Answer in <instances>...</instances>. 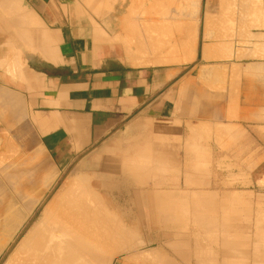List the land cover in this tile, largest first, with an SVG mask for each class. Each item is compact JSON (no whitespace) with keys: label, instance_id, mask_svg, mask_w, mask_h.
<instances>
[{"label":"crops","instance_id":"crops-1","mask_svg":"<svg viewBox=\"0 0 264 264\" xmlns=\"http://www.w3.org/2000/svg\"><path fill=\"white\" fill-rule=\"evenodd\" d=\"M24 1L0 7V112L19 105L11 113L24 118L28 149L44 155L54 176L68 169L84 177L129 240L139 241L110 264H137L146 252L153 264L157 256L156 264H212L213 249L220 261L243 255L229 242L244 232L253 238L248 254L264 257V0H184L202 16L214 2L258 18L249 26L236 19L230 38L203 30L199 54L193 40V58L169 63L154 44L145 45L148 56L133 47L134 57L117 39L116 27H147L158 14L153 0H140L139 9L134 0H92L90 12L67 0ZM180 1L172 0V15ZM160 28L171 36L172 44L160 37L165 55L179 28L158 27L156 36ZM6 96L22 103L9 106Z\"/></svg>","mask_w":264,"mask_h":264},{"label":"bare ground","instance_id":"bare-ground-1","mask_svg":"<svg viewBox=\"0 0 264 264\" xmlns=\"http://www.w3.org/2000/svg\"><path fill=\"white\" fill-rule=\"evenodd\" d=\"M8 1V0H7ZM9 1H11L12 2V6L11 7H14V8H21V7H27V5H25L24 4V0H9ZM155 1V0H154ZM163 1V0H162ZM168 0H166V2H167ZM2 2H3V4H5L6 3V0H2ZM27 2V1H26ZM148 2V1H147ZM68 4V3H67ZM141 4V3H140ZM152 5H153V3H151ZM154 4H155V2H154ZM167 5V4H166ZM197 5H198V3H197ZM196 5V6H197ZM151 6V5H150ZM155 6V5H154ZM121 8H122V6H120ZM156 7V6H155ZM154 7V8H155ZM119 8V7H118ZM147 8V7H146ZM26 9V8H25ZM116 9V8H115ZM123 9V8H122ZM160 9H162V8H160ZM164 9V8H163ZM1 10V9H0ZM149 10V9H148ZM156 10V9H155ZM154 10V11H155ZM130 11H131V9H130ZM145 11V10H144ZM134 12V11H133ZM132 12V13H133ZM146 12H147V10H146ZM150 12H151V10H150ZM153 12V11H152ZM155 12H158V11H155ZM209 12V11H208ZM121 13H123V12H121ZM142 13V12H141ZM140 13V14H141ZM154 13V12H153ZM18 13H16V15H17ZM19 14H20V12H19ZM112 14V13H111ZM142 14H145V13H142ZM206 14V13H205ZM215 14H217V13H215ZM21 15V14H20ZM117 15H119L120 16V14H117ZM208 15V14H207ZM119 16L117 17V19L119 18ZM124 16V15H123ZM216 16V15H215ZM35 17V19L38 21V16L36 17V16H34ZM126 17V16H125ZM12 18V17H11ZM14 18H16V16L14 17ZM19 18V17H18ZM17 18V19H18ZM211 18H213V16L211 17ZM211 18H209V19H211ZM4 21H5V15H4ZM21 19H22V17H21ZM122 19V18H121ZM121 19H119V21L121 20ZM208 19V20H209ZM206 20V19H205ZM214 20V19H213ZM14 21V20H13ZM115 21V20H114ZM5 22H7L8 23V21H5ZM38 22H40V21H38ZM108 22V21H107ZM125 22H126V20L124 21V23L122 22V24L124 25L125 24ZM163 22V21H162ZM161 22V23H162ZM6 23V24H7ZM15 23V22H14ZM101 23V22H100ZM169 23V22H168ZM167 23V24H168ZM175 23V22H174ZM174 23L172 24V27L173 28H179V30H186L187 31V29H188V27H191L190 25H189V23L187 22L186 24H184V21H182V20H180V21H178L177 23H175V25H174ZM191 23V22H190ZM209 23H210V21H209ZM208 23V21H207V24H209ZM211 23H214V22H212V20H211ZM9 24V23H8ZM7 24V25H8ZM11 24V23H10ZM25 24V23H24ZM43 24V23H42ZM119 24V23H118ZM127 24V23H126ZM147 24V23H146ZM156 24H158V22L156 23ZM162 24H164V23H162ZM44 25V24H43ZM113 25V24H112ZM117 25V24H116ZM120 25V24H119ZM155 25V24H154ZM159 25L161 26V24H160V22H159ZM169 26H170V23L168 24ZM167 25V26H168ZM174 25V26H173ZM193 25V24H192ZM118 26V25H117ZM156 26V25H155ZM166 26V25H165ZM164 26V27H165ZM19 27V26H18ZM126 27H129V28H131L130 26H127L126 25ZM134 27V26H133ZM162 27H163V25H162ZM172 27H170V28H172ZM193 27V26H192ZM194 27H195V25H194ZM115 28V27H114ZM117 28V27H116ZM125 26L124 27H122V29L120 28V32H119V34L121 33V34H124L125 32V29H126V31H127V35H126V37H127V41H125V40H123V38L121 39L122 41H124V42H127L126 44H123V46H126L125 48H124V50L125 51H128L127 53H129L130 55H134V53H136V51L135 50H137V52L140 50V49H145L146 48V44H149V43H151V44H154V47H153V49H155L154 51H157L159 54L158 55H160V53H161V55H162V57L163 56H168V57H164V58H162L163 59V61H162V63L163 62H165L164 61V59L166 60V62H168V58H170L169 60H174V62H177L176 60H178V61H181L182 59H184V60H189V59H191V57H193L192 56V54L190 53L191 51V49L189 48V50H187V51H185V49H186V47H187V45H188V36L189 35H187L186 33H184L182 36V39L181 38H178V39H176V41H177V43L179 44V46H180V48H182V50L180 51V53H182V55H184L185 57H182V59H181V57L179 56L178 58H176L177 56L175 55V52H176V50H177V45L178 44H176V43H174V46H173V49H172V45H169L171 48H170V50H172V52H169L168 53V51H166V54L164 55V54H162V52L164 51L163 49L166 47V40L167 39H169V38H167L166 37V39H164L163 41L165 42V43H163V41L161 42V40L164 38V37H162V36H159L158 37V35H160V34H157V36H156V32H153V31H155L154 29H152L151 31L153 32H151L152 34H147V30H148V28L146 27H141L142 29L141 30H139L138 28H136V27H134V29L133 30H130L129 28H125ZM166 28V27H165ZM177 28V29H178ZM127 29H129V30H127ZM151 29V28H150ZM155 29H158V27H156ZM204 29V28H203ZM159 30V29H158ZM166 30V29H165ZM206 30V29H205ZM150 32V31H149ZM148 32V33H149ZM118 33V32H117ZM157 33H159V32H157ZM169 33H170V31H169ZM20 34V33H19ZM117 35L118 36V38H120L122 35ZM155 35V36H154ZM162 35V34H161ZM20 37H22V35L20 34L19 35ZM107 36V35H106ZM113 36L114 37H116L115 36V34L114 35H112V38H113ZM168 37H171L170 35H167ZM180 36V35H179ZM197 36V35H196ZM102 37V36H101ZM111 37V36H110ZM162 39H161V38ZM176 37V36H175ZM203 37V36H202ZM105 38V37H104ZM24 39V38H23ZM26 41L28 40L29 41V39H25ZM120 40V41H121ZM27 41V42H28ZM119 41V42H120ZM121 41V42H122ZM169 41V40H168ZM26 42V43H27ZM113 42H116V41H113ZM29 43V42H28ZM190 43V42H189ZM165 44V45H164ZM167 44H172V43H169V42H167ZM29 45V44H28ZM203 45V44H202ZM149 46V45H148ZM165 46V47H164ZM168 46V45H167ZM177 46V47H176ZM133 47H135L134 49L135 50H132V48ZM205 47V46H204ZM121 48H123V47H121ZM127 48V49H126ZM179 48V47H178ZM188 48V47H187ZM150 50H151V48H149ZM169 49V48H168ZM123 50V49H122ZM123 50V51H124ZM146 50V49H145ZM201 50V49H200ZM203 50H204V48H203ZM206 50V49H205ZM204 50V51H205ZM132 51H135V52H133V54H131L132 53ZM144 51V50H143ZM147 52H143V53H141L143 56H148L149 54H148V50H146ZM153 50H151L150 52H152ZM162 51V52H161ZM190 51V52H189ZM203 51V52H204ZM11 53H8L9 55H11L12 54V56H13V54H14V52L12 53V51H10ZM191 54L190 55V57H189V53ZM153 53V52H152ZM164 53V52H163ZM169 55H168V54ZM171 53H174V56H176V57H173L172 55H171ZM177 53H178V51H177ZM205 53V52H204ZM140 56H142L141 54H140V51H139V53H138ZM145 54H147V55H145ZM187 54V55H186ZM139 55H137V53H136V55H134V57L136 56V57H138ZM157 55V54H156ZM157 55V56H158ZM160 55V56H161ZM170 55L172 56V57H170ZM203 55V54H202ZM206 55V54H205ZM204 55V56H205ZM11 56V57H12ZM126 56V55H125ZM139 56V57H140ZM151 56V55H150ZM149 56V57H150ZM207 56H208V54H207ZM8 57V56H7ZM11 57H10V59H11ZM18 57V56H17ZM133 57V56H132ZM151 57H155L156 58V56H155V53H154V56L152 55ZM210 57V56H209ZM176 58V59H175ZM161 58L158 60L159 61V63H161L160 62V60H162ZM134 60V59H133ZM172 60V61H173ZM13 61V60H12ZM11 61V62H12ZM19 61V60H18ZM135 61V60H134ZM158 61H156V62H158ZM9 62H10V60H9ZM169 63V62H168ZM171 63V62H170ZM10 65V64H9ZM11 66H12V68L10 67L9 69L11 70H13V72H14V69L15 68H13L14 66L12 65V63H11ZM17 68V67H16ZM19 68V67H18ZM6 70H7V68H6ZM9 70V71H10ZM17 72V71H16ZM7 73H8V71H7ZM15 73V72H14ZM21 74V73H20ZM23 74V73H22ZM16 76V75H15ZM21 76V75H20ZM23 78V77H22ZM12 94V93H11ZM11 94H9L8 96H11ZM8 96H6L5 98L7 99V97ZM11 97H17L16 95H14V96H11ZM4 98V99H5ZM18 98H19V96H18ZM22 98V97H21ZM11 98L9 97L7 100L9 101ZM7 100H5L4 101V104L5 105H8V103H7ZM20 99H17V101H16V99H11V101H9V106L11 105V103H12V105L13 104H15L14 103V101H16V103L17 102H21V101H19ZM13 101V102H12ZM6 102V103H5ZM22 103V102H21ZM21 103H19V104H21ZM4 105V106H5ZM18 107H19V105H17ZM22 106L23 105H21L20 106V108H22ZM15 107V106H14ZM17 107V108H18ZM17 108H12V110L14 109L15 111H22V110H20V109H17ZM5 109H8V106H6L5 107ZM5 109H3L2 111H5ZM10 110H11V108H9ZM9 109L8 110H6V111H9ZM22 109H24V108H22ZM11 110V112L13 113V111ZM14 111V112H15ZM10 111H9V114H10V118H12L11 116L13 115L12 113H11ZM24 112V111H23ZM23 112H21L20 113V116H21V114H22V117H23ZM3 112H0V115L2 114ZM15 113H17L18 114V112H15ZM5 114H6V112H5ZM8 113H7V115H9ZM15 115V114H14ZM13 115V116H14ZM25 115V114H24ZM1 116H4V114L3 115H1ZM0 116V118H2L3 119V117H1ZM26 116H27V114H26ZM25 116V118H27L28 119V117H26ZM30 116H32V115H30ZM8 117L9 116H7L4 120H5V122L7 121L6 119H8ZM15 117L17 118V119H14V120H17L18 122H21L20 120H24V118L22 119H20V117H19V115L18 116H16L15 115ZM32 118H34L33 116H32ZM13 119V118H12ZM1 120V119H0ZM4 120L2 121L3 123H4ZM11 120V119H10ZM13 121V120H12ZM1 122V121H0ZM9 123L11 122V121H8ZM5 123V124H9V123ZM16 123V122H14L15 124L13 125V122L12 123H10L11 125H13V126H15V125H17V124H19V123ZM1 124V123H0ZM9 124V125H10ZM4 125V124H3ZM2 125V126H3ZM8 125V126H9ZM5 127L4 128H6L7 129V127H6V125H4ZM20 126V125H19ZM37 126V125H36ZM1 128V127H0ZM10 129H12L11 128V126H9V128L7 129L8 131L10 130ZM28 129H30V128H28ZM0 130H2V129H0ZM5 130V129H4ZM3 130V131H4ZM3 131H0L1 132V134H2V139L4 138L3 136H4V134L2 133ZM4 132H6L7 133V131L5 130ZM28 132V133H27ZM27 132H22V133H24L25 135H26V133L27 134H29L30 135V132L27 130ZM40 132V131H39ZM15 133V132H14ZM24 134H22L23 136H24V138H25V135ZM20 136V138L17 140V137H19ZM16 137V141H18V144H13L14 142H12L13 140H10V139H7L8 138V136H5V138L7 139V140H9V141H11L9 144H2V145H0V147L2 148L3 147V145H6L4 148H6V150L11 146L12 147V145H14V146H16V149L19 147V143H20V145H25V142H27V140L29 141V139H30V137L28 138V139H26L28 136L26 135V140H24L22 137H21V135H18ZM1 138V137H0ZM5 138L3 139V140H1V141H3V142H5ZM9 138H10V136H9ZM22 138V139H21ZM12 139V138H11ZM20 139L21 140H23V141H20ZM6 140V143L7 142H9V141H7ZM2 142V143H3ZM22 142H23V144H22ZM1 143V142H0ZM12 143V144H11ZM28 143H26V145H27ZM38 144H39V142H38ZM10 145V146H9ZM7 146H8V148H7ZM11 147H10V149H11ZM23 147V146H22ZM21 147V148H22ZM25 147V146H24ZM27 147V146H26ZM25 147V148H26ZM35 147V146H34ZM34 147H32V148H34ZM14 149H15V147H13ZM16 149L15 150H13L14 152H15V154H16ZM27 149V148H26ZM6 150H4V153L2 154L1 153V151H3V150H1L0 151V155L2 154V156L4 157V154H5V151ZM34 150V149H33ZM9 151V150H8ZM8 151H6V153L8 152ZM22 151V150H21ZM28 151V150H27ZM27 151H25V152H27ZM30 151V150H29ZM12 152V150L11 151H9L8 153L10 154ZM19 152V151H18ZM17 152V153H18ZM33 152H35V151H32V153ZM7 153V154H8ZM31 153V152H30ZM30 153H28L29 155H30ZM31 153V154H32ZM6 154V155H7ZM12 154H13V156L15 155L13 152H12ZM11 154V155H12ZM25 154V153H24ZM27 154V155H28ZM19 155L21 156L22 154H20L19 153ZM9 156V158L8 159H10V157H12L13 158V156H10V155H8ZM8 156H5V157H8ZM16 156L18 157V155L16 154ZM16 156H14V157H16ZM26 156V155H25ZM27 157V156H26ZM23 158H25V157H23L22 156V160H19L18 162H16L15 161V168H16V166L19 164V166H20V164H21V169H22V167H26L28 164L30 165L31 163H30V160H28V161H26V159H25V161H23L24 159ZM3 159V158H2ZM2 159L0 158V162H2ZM29 159V158H28ZM4 160V159H3ZM6 160V159H5ZM12 161L14 160V159H11ZM16 160V159H15ZM34 160V159H33ZM36 160V159H35ZM21 161V162H20ZM37 161V160H36ZM35 161V162H36ZM23 162V163H22ZM25 162V163H24ZM27 162H28V164H27ZM135 163H136V161H135ZM12 164H14V163H12ZM22 164H23V166H22ZM24 164H26L25 166H24ZM32 164H35L34 162H32ZM28 165V166H29ZM18 166V171L17 172H19V171H21V170H19V167ZM32 165H30V167H31ZM38 166V165H37ZM8 168H9V166H8ZM7 168V169H8ZM12 168H13V170L12 171H14V167L12 166ZM16 170V169H15ZM27 169H25V171L23 172V171H21V173L23 174V175H21L20 174V172L17 174V175H20V177H19V179H21V177L22 176H24L25 174H26V171ZM29 170V169H28ZM33 170V169H32ZM76 170H77V168H76ZM82 170V169H81ZM141 170V169H140ZM1 171V170H0ZM7 171V170H6ZM74 171V170H73ZM1 172H3V171H1ZM31 172V171H30ZM147 172V171H146ZM10 173V172H9ZM8 173V174H9ZM11 173H14V172H11ZM44 173V172H43ZM43 173H42V175H43ZM79 173V172H78ZM144 173V172H143ZM1 174H3V176L4 175H6L5 173H1ZM0 174V175H1ZM8 174L6 175V176H4V177H6V179L8 178L9 179V181H10V179H12L11 181H12V183L14 182L13 181V179L14 178H16L15 176H17L16 175V172L14 173L15 174V176H14V178H12L13 177V175L11 174V176L12 177H8ZM40 174H41V172H40ZM73 174V173H72ZM27 175H30V173H28V174H26L24 177H26ZM76 175V174H75ZM2 176V175H1ZM32 176V175H31ZM30 176V177H31ZM23 177V178H24ZM41 177V176H40ZM44 177V178H43ZM69 177V176H68ZM71 177V176H70ZM69 177V178H70ZM76 177H78V176H76ZM146 177V176H145ZM23 178L21 179L22 181H23ZM35 178L37 179V177L35 176ZM42 178L43 179H46V180H44V181H46V182H51V181H53V175H52V177H49V175L47 174V175H45V176H42ZM5 179V180H6ZM28 179V178H27ZM39 179V178H38ZM68 178H66V180H67ZM79 179V178H78ZM17 180H18V177H17ZM20 180V181H21ZM30 180H32L31 178H30ZM30 180H27V181H30ZM42 180V179H41ZM69 180V179H68ZM72 180H73V176L70 178V180L69 181H67V182H65V183H63L64 181H65V179H64V181L63 182H61V184L59 185V186H61L62 185V183H63V185L60 187V188H57L58 190L54 193V195L52 194V197L50 198V200L49 201H47V203L43 206V208H42V210H41V213H40V216L34 221V222H32L31 221V223L28 225V226H26V229H25V231L19 236V238L17 239V240H15L16 242L14 243V245L11 247V249L9 250V252H8V254H7V256L5 257V259H4V261H3V263L2 264H110L111 263V260H112V258H113V256L116 254V252H120L121 250H123V248H125V250H126V247H129L130 248V246L132 247V245L131 244H133V242L131 243V241H134V238H136V237H134L135 235H133V234H131V237H134L133 238V240H129V238L128 237H130V235L129 234H127L126 232H125V227H122V226H124L122 223H118L119 221H117L116 222V220L114 221L113 220V222H116V223H118L119 225L120 224H122V226H120L121 228H122V230H124V231H122L121 230V228L118 226V225H116V223H114L113 224V222H111V219L112 218H114L115 217V213H114V215L112 216V214H108L110 211H112V210H110L108 213H107V211L105 212V214L107 215H109L110 217H111V219H110V217H109V219H107L106 217H108V216H105V218H104V216L102 217V215H103V213H102V215H101V213H99V211L101 210L100 209V207H98V206H100L101 205V207H104V205H102V204H99V205H97L96 203H93V204H96V206L95 205H93L92 204V202H90V203H87V202H89V201H85L84 200V197H87L88 198V196L86 195V196H84L83 195V192L82 191H84V189L82 188V187H84V185L83 186H81V189H77V188H80V186H79V184H78V186L76 185V186H73V183L74 182H72ZM7 182H8V180H6ZM10 181V182H11ZM20 181H18V183H17V181H15V186L16 187H18L19 186V183H22V181L20 182ZM26 181V180H25ZM26 181V182H27ZM34 181V180H33ZM44 181L42 180V184L44 183ZM81 181V180H80ZM45 182V183H46ZM77 182H79V181H77ZM76 182V183H77ZM96 182V181H95ZM18 185H17V184ZM44 183V184H45ZM94 183V182H93ZM23 184V183H22ZM27 184H30V183H27ZM32 184V183H31ZM30 184V185H31ZM92 184V183H91ZM39 185V184H38ZM27 186V185H26ZM25 186V187H26ZM35 186H37L36 184L34 185V187ZM58 186V187H59ZM16 187H14V188H16ZM28 187V186H27ZM31 188H32V186H30ZM30 187H28V190L31 192V190H33V188L31 189ZM77 187V188H76ZM13 188V189H14ZM31 190H30V189ZM37 188V187H36ZM92 188V187H91ZM12 189V188H11ZM17 189V191L15 190V194H16V196H17V192H18V190H19V188H16ZM86 189V188H85ZM39 191H40V189H38ZM22 191V190H21ZM25 191H27V190H25ZM25 191H23L22 193H21V199H23L24 197H26V196H28V194H25L24 192ZM42 191H43V188H42ZM87 191V190H86ZM86 191H84L86 194L88 193V192H86ZM28 192V191H27ZM32 192H34V190L32 191ZM47 192V191H46ZM45 192V193H46ZM13 193H14V191H13ZM36 193V192H35ZM40 193V192H39ZM38 193V194H39ZM19 194H20V191H19ZM23 194V195H22ZM24 194L26 195V196H24ZM30 194H32V193H30ZM34 195V194H33ZM36 195V194H35ZM39 195H41V194H39ZM39 195H37L38 196V198H34L33 199V201H29V202H26L27 201V199L25 198V200H21V201H25V203L23 202V205L21 206V209H15L14 208V205L12 206V204H8L9 206H8V210H7V207H3L4 209L6 208V210H7V212H5L4 213V211H3V213H1V216H0V252L5 248V246H7L9 243H10V241H12L14 238H15V236H16V234L18 233V231H20V229L22 228V226L24 225V223L25 222H27V221H29L28 219L30 218V216L32 215V213H33V211H34V209H35V207H36V203H38L37 201L39 200ZM4 196V195H3ZM24 196V197H23ZM30 196V195H29ZM32 196V195H31ZM46 196V195H45ZM101 196V195H100ZM19 197V196H18ZM29 198V197H28ZM31 198V197H30ZM42 198V197H41ZM90 198H92L91 196H90ZM95 198V197H94ZM93 198V199H94ZM105 198V197H104ZM2 199V198H1ZM19 200H20V198H18ZM17 199V200H18ZM167 199V198H166ZM35 200V201H34ZM44 200V199H43ZM89 200V199H88ZM102 200V199H101ZM105 200V199H104ZM162 199H160V201H161ZM164 200V199H163ZM8 201V200H7ZM10 201V200H9ZM8 201V202H9ZM90 201H92V199H90ZM94 201H96V199L94 200ZM169 201V200H168ZM96 202H98V201H96ZM103 202V201H102ZM163 202V201H162ZM6 203L7 202H5L4 203V206L6 205ZM10 203V202H9ZM99 203H100V201H99ZM168 203V202H167ZM2 204V203H1ZM41 204V203H40ZM107 204V203H106ZM163 204V203H162ZM3 205V204H2ZM17 205V204H16ZM15 205V206H16ZM109 205V204H108ZM172 205H174V204H172ZM7 206V205H6ZM163 206V205H162ZM175 206V205H174ZM178 206H179V204H178ZM183 206V205H182ZM181 206V207H182ZM2 207V206H1ZM1 207H0V210H1ZM10 207H11V209H10ZM161 207V206H160ZM167 207V206H166ZM180 207V206H179ZM176 208H178L177 206H176ZM3 209V210H4ZM98 209H100L99 211H98ZM106 210V208H103L102 210H103V212ZM183 209V208H182ZM181 209V210H182ZM5 210V211H6ZM179 210H180V208H179ZM36 211V210H35ZM161 213V212H160ZM104 214V215H105ZM186 216V215H185ZM117 218V217H116ZM115 218V219H116ZM34 219V218H33ZM185 219H186V217H185ZM172 222V221H171ZM131 230V229H130ZM128 233H129V230H126ZM125 232V233H124ZM129 235V236H128ZM133 235V236H132ZM17 238V237H16ZM138 238V237H137ZM131 239V238H130ZM198 240V239H197ZM197 240H196V243H197ZM202 241V240H201ZM201 241H199L198 243H200ZM129 242H130V244H129ZM136 242H139V241H134V243H136ZM197 243V245H200V244H198ZM202 243V245L204 244L203 242H201ZM128 244L130 245V246H128ZM140 244H142V242L140 243ZM10 245V244H9ZM135 245H137V244H135ZM143 246V245H142ZM177 247V246H176ZM201 247H203V246H196V248H201ZM137 248V247H136ZM174 248H175V246H174ZM7 249V248H6ZM132 249V248H131ZM179 249V248H178ZM197 249V250H198ZM202 249V248H201ZM119 250V251H118ZM129 250V249H128ZM142 250H143V248H142ZM150 250H151V248H150ZM149 250V251H150ZM5 251V250H4ZM146 251V250H145ZM181 251V250H180ZM183 251V250H182ZM123 252L125 253V251L123 250ZM127 252V251H126ZM137 252V251H136ZM140 252H142L141 250H140ZM151 252V251H150ZM199 252H201V250L199 251ZM199 252H197V254L199 253ZM121 253V252H120ZM144 253V252H143ZM146 254H147V252L144 254V255H142V254H139L140 255V258H138L139 257V255L137 254L136 255V257H133V256H135L134 254H132L133 256H129V257H131L133 260H137V259H140V262H143V263H141V264H144V261L143 260H146L145 261V263L147 264V262L149 261V258H148V260H147V258L145 259L144 257H148V256H146ZM151 254L152 255H155L156 256V254H154L153 252H151ZM182 254V253H181ZM186 254V253H185ZM1 255V254H0ZM141 255H142V257H141ZM149 256H150V253L148 254ZM183 255V254H182ZM199 255V254H198ZM138 256V257H137ZM179 256V255H178ZM189 256V255H188ZM201 256L202 255H200V257L199 258H201ZM128 257V256H127ZM152 257V256H151ZM183 257V256H182ZM205 257H207V256H205ZM123 258H125V259H127L126 257H124L123 256ZM135 258H137V259H135ZM159 258L160 257H158L157 256V260L156 261H159ZM197 256H196V261H198L197 260ZM130 259V258H129ZM131 259V260H132ZM154 259H155V257H154ZM161 259V258H160ZM164 259V258H163ZM203 259V258H202ZM128 260V259H127ZM130 260V261H131ZM132 260V261H133ZM142 260V261H141ZM182 260H183V258H182ZM201 260V259H200ZM199 260V261H200ZM208 260V259H207ZM139 261V260H138ZM156 261H154V263L156 264V263H158V262H156ZM167 261V263H168V260H166ZM210 261V260H209ZM135 262V261H134ZM140 262L138 263L137 262V264H140ZM150 262H152V261H150ZM150 262H148V263H150ZM160 262V261H159ZM129 263V262H128ZM151 264H153V262L151 263Z\"/></svg>","mask_w":264,"mask_h":264},{"label":"rangeland","instance_id":"rangeland-1","mask_svg":"<svg viewBox=\"0 0 264 264\" xmlns=\"http://www.w3.org/2000/svg\"><path fill=\"white\" fill-rule=\"evenodd\" d=\"M183 1L184 0H181L180 2H181V4H180V6H177V10H178V12H179V15H172L171 14V7H172V0H168L167 2H166V0H153L151 3H153V5L151 4V6H149V8H152L153 10H155L154 9V7L156 6L158 9H157V11H158V14L156 15H153V16H149V19L151 18V20L149 21V23H148V25H147V28H148V30H147V34H152L153 32L151 31L152 29H154L155 30V28H153V27H162V25H163V27L165 26V27H172V24L175 22V23H177L178 21H180V20H182V21H184V24H186L187 22L189 23V25L191 26V27H188V29H187V31L186 30H179L178 32H179V34L178 35H180V36H178V38H181L182 39V35L184 34V33H186L187 35H189L188 36V39H190L189 41H187L188 42V45H187V47H186V49L185 50H189V48H191V46H192V44H193V40H194V46H195V48H196V50H198V54H199V50H200V48H201V45H202V41H203V30H205V32L206 33H208V35H210V34H214L215 35V37H222V38H227V37H232L233 36V32H231V27H235V21H236V19H238V18H242V20H243V23H244V25L245 26H249V25H251L252 24V22H253V20L254 19H257L258 17L257 16H252V15H245V16H243V17H237V16H235V15H231L230 13H231V9H229V6H226V7H223L222 5L220 6V5H218V4H215L214 2L212 3V5H211V7H213V10H211V8H209L208 9V15H205V16H202V14L200 13V11L197 13V10L195 9V5L193 4V3H191L188 7H184L183 6ZM92 0H67V3L69 4V6L71 7V8H74L76 5L77 6H79V7H83V8H86V10L88 11L89 10V12L90 11H92L91 9H92ZM134 2L136 3L135 4V6L137 7V9H139L140 8V6L142 5V6H145V1H140V0H134ZM154 2H155V4H154ZM120 3V2H119ZM141 3V4H140ZM150 3V2H149ZM218 3V2H217ZM12 2L11 1H7L6 0V3L5 4H3V2H2V0H0V7H5V9H6V7H11L12 5ZM24 4H25V1H24ZM167 4V5H166ZM155 5V6H154ZM217 7L219 8V9H217ZM160 8H162V9H160ZM164 8V9H163ZM138 11V10H137ZM211 12H212V14H211ZM215 13H217V14H215ZM216 15V16H215ZM213 16V18H211ZM8 17V15L6 16L5 15V18H7ZM209 18H211V19H209ZM206 19V20H205ZM209 19V20H208ZM214 19V20H213ZM211 20H212V22H214V23H211ZM241 20V21H242ZM163 21V22H162ZM207 21H208V23H209V21H210V23L209 24H207ZM158 22V24H156ZM159 22H160V24H161V26L159 25ZM164 23V24H162V23ZM170 23V26L168 25L169 23ZM191 22V23H190ZM168 23V24H167ZM175 23H174V25H175ZM203 23H205L206 25H207V27H202V25H203ZM156 26H155V25ZM193 24V25H192ZM168 25V26H167ZM173 25V26H174ZM194 25H195V27H194ZM193 26V27H192ZM120 28L122 29V27H117V30H120ZM129 28V27H128ZM136 28H138V27H136ZM143 28V27H142ZM141 27H139L138 29L139 30H141L142 29ZM146 28V27H145ZM151 28V29H150ZM204 28V29H203ZM130 29V28H129ZM128 29V30H129ZM134 29V27L132 28V30ZM161 29V32H160V35L159 36H162V37H164L165 39H166V35H167V33L164 31L165 29H163V28H160ZM171 29L169 28V31H170ZM150 31V32H149ZM149 32V33H148ZM152 32V33H151ZM118 36L121 34H119V31H118V33H116ZM162 34V35H161ZM122 35V34H121ZM194 35V39H192V36ZM197 35V36H196ZM118 36H117V39H122V36L120 37V38H118ZM176 41V40H175ZM190 42V43H189ZM176 43V42H175ZM180 47V46H179ZM165 49V48H164ZM182 50V48H180V51ZM187 55V54H186ZM193 56V55H192ZM180 57H181V59H182V57H185L184 55H182V53H180ZM191 58H193V57H191ZM181 61H187V60H184V59H182ZM10 111V110H9ZM9 111H5L6 112V114H5V112H4V117L6 118L7 116H9L8 117V119H6L7 121L5 122V120H4V125H6V127L10 124V123H12L13 122V125L15 124L14 122H18L17 120H13L12 118H10V114H9ZM11 112V111H10ZM7 113L9 114V115H7ZM12 117V116H11ZM4 118V119H5ZM11 119V120H10ZM13 120V121H12ZM8 121H11L10 123L8 122ZM21 122H18L19 124H17V125H15V126H13V125H9V126H11V128L12 129H10L9 131L7 130L8 128H9V126L7 127V129L6 128H4L5 126L3 125V130L5 129L6 131H7V133L6 132H4L3 131V134H4V138H5V136H8V138L7 139H10V140H13L12 142H14L13 144H18V141H16V137L18 136V135H21V137L24 139V140H26V139H28L30 136H29V134H27L28 132L26 131V123L23 121V120H20ZM9 123V124H5V123ZM20 125V126H19ZM15 132V133H14ZM22 132H27L26 133V135L28 136L27 138H26V135L24 134V133H22ZM22 134H24L25 135V138H24V136L22 135ZM9 136H10V138H9ZM3 138V139H4ZM12 138V139H11ZM20 138V136L19 137H17V140ZM21 138V139H22ZM6 138H5V142H3L2 144H9L11 141H9V140H7ZM20 139V141H23V140H21ZM6 140L7 141H9V142H7L6 143ZM30 140V139H29ZM21 143V142H20ZM20 143H19V147L16 149V146H14V145H12V147H11V149H10V147L8 148V146H7V150H6V148H4L6 145H3V147H2V149H3V153H4V150H6V151H11L12 150V152L15 154V152L13 151V150H15L16 149V154L18 155V157L16 156V154L14 155V156H16V157H14L13 156V154H12V152L9 154L8 152V154L6 153V151H5V154H4V157L2 156V154L0 155V158L2 159V162H0V170L1 171H3V172H1L0 171V174L1 173H9L8 174V177L10 176V177H12L11 176V174L13 175L15 172H16V175L20 172V174L21 175H23L22 173H21V171H25V169H27L26 171V174H28V173H30V175H27L26 177H24V176H22L21 177V179L23 178V181L21 180V179H19V177H20V175H17V176H15V174L13 175V177L12 178H14V176L16 177V178H14L13 179V183H12V179H10V181H9V179L7 178L6 179V177H4V176H6V175H4L3 176V174H1L0 175V207H1V210H0V216H1V213H3V211H4V213L5 212H7V210H8V204H12V206L15 204H17L16 206L14 205V208L17 210V209H21V206L23 205V202L25 203V201H21V200H25V198L27 199V201L26 202H29V201H33V199L35 198H38V196L37 195H39V194H41V195H39V200L37 201L38 203H36V207H35V209H34V211H33V213H32V215L30 216V218L28 219L29 221H27V222H25L24 223V225L22 226V228L20 229V231H18V233L16 234V236H15V238L12 240V241H10V245L8 244L7 246H5V248L0 252V264H2L3 263V261H4V259H5V257L7 256V254H8V252H9V250L11 249V247L14 245V243L16 242L15 240H17L18 238H19V236L25 231V229H26V226H28L30 223H31V221L32 222H34L39 216H40V213H41V210H42V208H43V206L47 203V201H49L50 200V198L52 197V194L54 195V193L58 190L57 188H60L62 185H63V183H65V182H67V181H69L70 180V178L73 176V180H72V182H74L73 183V186H78V184H79V186H80V188H77V189H81V186H83L84 185V187H82L83 189H84V191H86V192H88L87 194L84 192V191H82L83 192V195L84 196H88V198L87 197H84V200L86 201H89V202H87V203H90V202H92V204L93 203H98L97 205H99V204H101V203H99V200L97 199V197H95V195L91 192V191H89L86 187H85V179H84V177H82V176H78V177H76V175H73V174H71L72 172H71V170H69L68 171V169L67 170H65L61 175H58V176H54L53 175V172H52V169H51V167H50V164H49V162L45 159V157H44V155L39 151V150H33V148H31L30 149V151H29V149H28V147H29V143H28V140H27V142H25V145H20ZM26 143H28L27 145H26ZM12 144V143H11ZM15 144V145H16ZM22 144H23V142H22ZM23 146V147H22ZM27 148H25V147ZM13 147H15V149L13 148ZM22 147V148H21ZM32 147V146H31ZM22 150V151H21ZM28 150V151H27ZM19 151V152H18ZM25 151H27V152H25ZM32 151H35V152H33L32 153ZM18 152V153H17ZM32 154H31V153ZM19 153L20 154H22L21 156L19 155ZM25 153V154H24ZM28 153H30V155L28 154ZM7 154V155H6ZM12 154V155H11ZM28 154V155H27ZM8 155H10V156H13V158L12 157H10V159H8L9 158V156ZM27 157H26V156ZM5 156H8V157H5ZM22 156L23 157H25V158H23L24 160L23 161H25V159H26V161H28V160H30V165H32L31 167H30V165L28 164V162H27V164L29 165H27L26 167H22V169H21V164H20V166H19V164L16 166V168H15V161L16 162H18L19 160H22L21 158H22ZM20 158V159H19ZM29 158V159H28ZM6 159V160H5ZM11 159H14L13 161L11 160ZM16 159V160H15ZM19 159V160H18ZM34 159V160H33ZM37 161H36V160ZM1 161V160H0ZM36 161V162H35ZM21 162V161H20ZM32 162H34L35 164H32ZM12 163H14V164H12ZM23 163V162H22ZM25 163V162H24ZM26 164H24V166H25ZM38 165V166H37ZM8 166H9V168H8ZM12 166L16 169H14V171H12L13 170V168H12ZM18 166L20 167L19 168V170H21V171H19V172H17L18 170ZM22 166H23V164H22ZM8 168V169H7ZM29 169V170H28ZM33 169V170H32ZM7 170V171H6ZM31 171V172H30ZM11 172H14V173H11ZM40 172H41V174H40ZM44 172V173H43ZM42 173H43V175H42ZM49 175V177H52V175H53V181H51V182H46V181H44V180H46V179H43L42 178V176H45V175ZM32 175V176H31ZM31 176V177H30ZM35 176L37 177V179L35 178ZM41 176V177H40ZM70 178H69V177ZM9 177V178H10ZM17 177H18V180H17ZM28 178V179H27ZM30 178L32 179V180H30ZM39 178V179H38ZM66 178H68L67 180H66ZM79 178V179H78ZM8 180V182L6 181V180ZM44 181V183L42 184V180ZM64 179H65V181H64ZM22 181V183H19V186L18 187H16L15 186V181H17V183H18V181ZM27 180H30V181H26ZM34 180V181H33ZM81 180V181H80ZM20 181V182H21ZM64 181V182H63ZM77 181H79V182H77ZM61 182H63L62 183V185L61 186H59L60 184H61ZM77 182V183H76ZM16 183V184H17ZM27 183H32L31 185L30 184H27ZM37 185V186H35L34 187V185ZM39 184V185H38ZM76 184V185H75ZM18 185V184H17ZM30 187V186H32V188H33V190H34V192H32L33 190H31L30 188V190H31V192L28 190V187ZM26 186V187H25ZM59 186V187H58ZM14 187H16V188H19V190H18V194H17V196H16V194H15V190L17 191V189L16 188H14ZM37 187V188H36ZM12 188V189H11ZM15 190H14V189ZM42 188H43V191H42ZM86 188V189H85ZM38 189H40V191L38 190ZM22 190V191H21ZM25 190H27V191H25ZM82 190V189H81ZM13 191H14V193H13ZM19 191H20V194H19ZM23 191H25L24 193L25 194H28V196H26L25 194H24V196H26V197H24L23 199H21L22 197H21V193L23 192ZM47 191V192H46ZM36 192V193H35ZM40 192V193H39ZM46 192V193H45ZM54 192V193H53ZM30 193H32V194H30ZM39 193V194H38ZM34 194V195H33ZM36 194V195H35ZM4 195V196H3ZM23 195V194H22ZM30 195V196H29ZM32 195V196H31ZM46 195V196H45ZM19 196V197H18ZM90 196L92 197V198H90ZM29 197V198H28ZM31 197V198H30ZM42 197V198H41ZM95 197V198H94ZM2 198V199H1ZM18 198H20V200L18 199ZM94 198V199H93ZM18 199V200H17ZM44 199V200H43ZM49 199V200H48ZM89 199V200H88ZM90 199H92V201H90ZM96 199V201H98V202H96V201H94ZM10 202H8V201ZM35 201V200H34ZM5 202H7L6 203V205L4 206V203ZM3 205H2V204ZM41 203V204H40ZM91 204V203H90ZM96 204H93V205H95L96 206ZM3 207H7V210H6V208L4 209ZM98 207H100V209H98V211H99V213H101V215H102V213H103V215H102V217L104 216V218H105V216H108V217H106L107 219H109V215L108 214H110V213H108V211H107V209L103 212V208H105V207H101V205L100 206H98ZM4 209V210H3ZM10 209H11V207H10ZM6 210V211H5ZM36 210V211H35ZM107 211V215L105 214V212ZM244 211L245 212H247V208H244ZM105 214V215H104ZM246 214V213H245ZM113 216V215H112ZM34 218V219H33ZM110 219H111V217H110ZM113 220L115 221L116 219H115V217L114 218H112L111 219V222H113ZM116 223V222H115ZM113 224H114V222H113ZM116 225H118L119 227L120 226H122V224H118V223H116ZM122 227H124V226H122ZM121 228V227H120ZM121 230H122V228H121ZM125 230V229H124ZM124 230H122V231H124ZM125 232H126V230H125ZM127 233V232H126ZM262 230L260 231V236H262ZM17 237V238H16ZM238 239V240H237ZM252 240H253V238H252V235L251 234H249L248 232H244V234H243V236H241V237H238V238H236V239H233V240H231L230 242H229V244H231V245H233L234 247L235 246H239V245H242V248H243V252H244V254L243 255H239V256H229V257H227V258H225L223 261H220V257H219V255H217V251L216 250H212V257H213V261H212V264H264V257L261 255V256H255V255H251V254H248V252L250 251V249H251V246H252ZM7 248V249H6ZM5 250V251H4ZM119 251V250H118ZM121 252V251H120ZM117 253H119V252H116V254ZM116 254L114 255V256H116ZM114 256H113V258H114Z\"/></svg>","mask_w":264,"mask_h":264}]
</instances>
